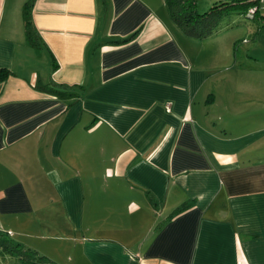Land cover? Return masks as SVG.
Instances as JSON below:
<instances>
[{
  "label": "crops",
  "instance_id": "crops-1",
  "mask_svg": "<svg viewBox=\"0 0 264 264\" xmlns=\"http://www.w3.org/2000/svg\"><path fill=\"white\" fill-rule=\"evenodd\" d=\"M211 35L164 0H0V230L57 264H264V55Z\"/></svg>",
  "mask_w": 264,
  "mask_h": 264
},
{
  "label": "trees",
  "instance_id": "trees-1",
  "mask_svg": "<svg viewBox=\"0 0 264 264\" xmlns=\"http://www.w3.org/2000/svg\"><path fill=\"white\" fill-rule=\"evenodd\" d=\"M166 10L171 21L187 36L204 38L215 32L219 18L225 13L233 11H244L248 14L251 8L255 11L250 16H255L258 12L259 0H220L215 2L207 11L198 12L196 0H164ZM31 1H26L22 8L25 35L27 40L34 45H38L36 34L38 33L31 21ZM10 75V70L0 68V82L6 80ZM36 87L42 91L57 95L59 97H69L75 93L66 86L53 81L48 83H38ZM182 209V208H180ZM8 232L0 230V254L9 253L17 256L20 264H57L50 258L39 254L35 250L24 248L18 242L12 243ZM10 244V245H9Z\"/></svg>",
  "mask_w": 264,
  "mask_h": 264
},
{
  "label": "rangeland",
  "instance_id": "rangeland-1",
  "mask_svg": "<svg viewBox=\"0 0 264 264\" xmlns=\"http://www.w3.org/2000/svg\"><path fill=\"white\" fill-rule=\"evenodd\" d=\"M218 1L220 0H196L197 10L200 13L207 11L215 2ZM257 7L258 12L255 16H250L244 11L224 13L218 20L215 32L212 33L213 36L219 34V36H221L219 39L226 37H231L234 41L237 39L234 42V45H236L238 49V62H240V59L245 62H250L249 60L247 61V57L252 55L254 56L255 54L259 56L264 55V31H262L261 37H259V43L254 44V40L251 39L252 35L256 36L257 31L264 29V2L258 3ZM243 36L246 37V39H249V41L239 42L238 39ZM15 240L16 239L14 238L12 243H14ZM0 264L20 263L16 255L3 253L0 254Z\"/></svg>",
  "mask_w": 264,
  "mask_h": 264
},
{
  "label": "built area",
  "instance_id": "built-area-1",
  "mask_svg": "<svg viewBox=\"0 0 264 264\" xmlns=\"http://www.w3.org/2000/svg\"><path fill=\"white\" fill-rule=\"evenodd\" d=\"M259 1L264 2V0H259ZM254 11H255V8H251V9L248 11V15H252V14L254 13ZM166 109L169 111V110H170V107L167 106ZM8 233H10V232H8Z\"/></svg>",
  "mask_w": 264,
  "mask_h": 264
}]
</instances>
